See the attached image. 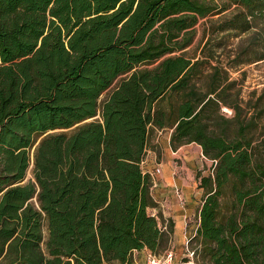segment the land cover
Masks as SVG:
<instances>
[{"label":"trees","instance_id":"1","mask_svg":"<svg viewBox=\"0 0 264 264\" xmlns=\"http://www.w3.org/2000/svg\"><path fill=\"white\" fill-rule=\"evenodd\" d=\"M260 60L264 0H0V264L163 252L145 168L163 129L212 161L196 260L264 264V85L245 98L233 75Z\"/></svg>","mask_w":264,"mask_h":264},{"label":"rangeland","instance_id":"2","mask_svg":"<svg viewBox=\"0 0 264 264\" xmlns=\"http://www.w3.org/2000/svg\"><path fill=\"white\" fill-rule=\"evenodd\" d=\"M197 30L198 32H197L195 41L191 45L189 49V53L199 54L200 47L203 41L205 40V37H203V23L202 22L198 24ZM233 75L244 78L243 95L245 98H247L249 97L251 91L254 88H257L260 90L262 86L264 85V60L255 61V62L246 64L242 66V68L238 70H234ZM106 94L107 92L103 93L101 98L105 97ZM224 110L228 114L232 113V109L229 107H224ZM153 142L155 143V147L154 146L152 147V151L154 153L151 158H153L154 161L152 162L151 172H153L154 176L158 178L159 183L162 180H164V176L169 177L173 175L175 176L176 182H178L180 185H181L180 179H183L188 184H191L192 182L196 180L197 171L195 167L201 166L200 168L205 170V173H208L211 170L212 161L210 159H206L201 153H199L198 146L196 145H193V146L190 145L188 146V149L172 151L171 149H167L169 145L166 142V136H164L163 133L160 134V137H158V139L155 136L153 139ZM146 166H147V163L145 165V168H147ZM27 174L28 176H31L32 174L31 166L28 169ZM199 186L200 185L198 184V186L196 185L195 188L199 189ZM181 194H182V199L179 197L182 201L181 205L185 206L186 201H185V195L183 193V190ZM198 195L201 198H203L204 189L202 193ZM195 197L197 198V196ZM155 210L153 208H150V211L153 213ZM155 212H157V210ZM191 224H193V229H194V226H196L197 224V220L195 216H193V218L191 219ZM190 236L191 234H188L186 237H184V239L181 236L180 238L181 240H178V243H174L173 241H171L169 245L167 246V248L168 247L174 248L179 255H182L183 252L185 251L186 239L189 238ZM190 246H191V243H190ZM145 255L146 253H144L142 256V259H141L142 262H145Z\"/></svg>","mask_w":264,"mask_h":264},{"label":"crops","instance_id":"3","mask_svg":"<svg viewBox=\"0 0 264 264\" xmlns=\"http://www.w3.org/2000/svg\"><path fill=\"white\" fill-rule=\"evenodd\" d=\"M172 129H163L158 130L152 137V140L156 136L157 139L160 137V134L163 133L164 136H166V142L168 143L167 149H171L172 151H179L181 149H188V146L196 145L198 146V152L203 154L201 146L196 142L186 143L178 147L177 149H174L171 146L170 142V136H171ZM154 143V142H153ZM155 144V143H154ZM155 147V146H154ZM153 151L152 147H149L147 152V168L149 170L151 169L152 162L154 161L153 158ZM206 158V157H205ZM207 159V158H206ZM197 166V165H196ZM201 166H197L196 168V180L192 182L191 184H188L183 179L181 180V185L176 182L175 176L171 175L169 177L164 176V180H162L160 183L158 182V178H155V184L152 188L153 196L156 199V201L159 203L158 207H153V209L157 210L160 209L163 211L164 215L167 217H171L174 221V232H173V239L172 241L174 243H178V240H181V236L184 239L188 234H193L195 232V229L197 227L191 224V219L193 216L196 217L197 220V212L201 206V203L203 201V198H201L198 194H201L203 191V187L199 186V189H196V185L198 186L199 180H198V173L202 172L205 173V170L200 168ZM194 168V169H195ZM198 181V182H197ZM175 185H178L182 188L183 193L185 195V201L186 205H181L182 201L179 198V196L175 192ZM197 196V198L195 197ZM195 197V198H193ZM198 199V200H197ZM155 210V211H156ZM154 211V212H155ZM198 221V220H197ZM148 248H143L141 250H135L134 257L136 264H144L145 262H142V256Z\"/></svg>","mask_w":264,"mask_h":264},{"label":"built area","instance_id":"4","mask_svg":"<svg viewBox=\"0 0 264 264\" xmlns=\"http://www.w3.org/2000/svg\"><path fill=\"white\" fill-rule=\"evenodd\" d=\"M202 155L204 156V154ZM175 192L182 199V190L180 186L175 185ZM155 213L156 212H154V214ZM145 264H199V262L196 260L195 249L190 246L189 237L186 239L185 251L182 255H179L177 251L171 247L166 248L161 253H156L148 249L145 255Z\"/></svg>","mask_w":264,"mask_h":264}]
</instances>
